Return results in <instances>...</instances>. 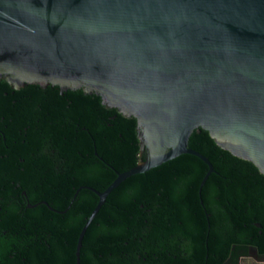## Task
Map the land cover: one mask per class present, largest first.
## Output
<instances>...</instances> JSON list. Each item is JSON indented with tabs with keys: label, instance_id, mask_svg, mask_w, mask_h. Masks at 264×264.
Instances as JSON below:
<instances>
[{
	"label": "trees",
	"instance_id": "1",
	"mask_svg": "<svg viewBox=\"0 0 264 264\" xmlns=\"http://www.w3.org/2000/svg\"><path fill=\"white\" fill-rule=\"evenodd\" d=\"M182 152L122 178L78 264L234 263L264 255V174L196 127ZM135 118L82 88L0 78V264H75L97 191L139 160ZM143 156V153L141 154Z\"/></svg>",
	"mask_w": 264,
	"mask_h": 264
},
{
	"label": "water",
	"instance_id": "2",
	"mask_svg": "<svg viewBox=\"0 0 264 264\" xmlns=\"http://www.w3.org/2000/svg\"><path fill=\"white\" fill-rule=\"evenodd\" d=\"M82 88L135 118L144 155L97 191L186 152L200 127L264 174V0H0V78Z\"/></svg>",
	"mask_w": 264,
	"mask_h": 264
},
{
	"label": "flooded vegetation",
	"instance_id": "3",
	"mask_svg": "<svg viewBox=\"0 0 264 264\" xmlns=\"http://www.w3.org/2000/svg\"><path fill=\"white\" fill-rule=\"evenodd\" d=\"M143 153L144 155V150H138V154L140 155L139 159H141L143 156L141 155ZM247 255H251L254 259L260 260V261H264V255L259 254L256 251V248L252 245H248L245 247V251L240 253L237 256V259L234 263H232L231 261H229L228 259H225L221 264H242L241 263V258H244Z\"/></svg>",
	"mask_w": 264,
	"mask_h": 264
},
{
	"label": "rangeland",
	"instance_id": "4",
	"mask_svg": "<svg viewBox=\"0 0 264 264\" xmlns=\"http://www.w3.org/2000/svg\"><path fill=\"white\" fill-rule=\"evenodd\" d=\"M242 264H264V261L254 259L251 255H247L244 258H241Z\"/></svg>",
	"mask_w": 264,
	"mask_h": 264
}]
</instances>
